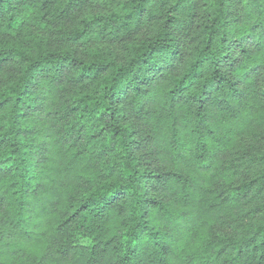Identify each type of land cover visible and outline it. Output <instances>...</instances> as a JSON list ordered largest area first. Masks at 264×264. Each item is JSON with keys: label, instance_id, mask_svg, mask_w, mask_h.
Instances as JSON below:
<instances>
[{"label": "trees", "instance_id": "obj_1", "mask_svg": "<svg viewBox=\"0 0 264 264\" xmlns=\"http://www.w3.org/2000/svg\"><path fill=\"white\" fill-rule=\"evenodd\" d=\"M85 3L0 0V223L7 222L28 243L44 226L37 217L54 215L55 231L44 242L53 249L49 264H264V157L246 160L232 145L220 149L225 163L218 170H200L204 193L200 176L187 185L193 197L206 195V220L163 224L152 187L160 174L131 153L122 187L132 196L118 207H102V188L110 183L103 179L101 187L83 185L75 198L59 191L54 178L65 156L86 155L87 145L101 138L103 147L131 134L119 109L152 66L176 51L173 31L184 26L183 21L173 25L172 16L165 19L162 0H110L111 7H100L103 15L84 11ZM191 6L195 51L167 70L176 82L169 101L180 86L199 106L209 92L213 100L222 98L221 69L264 49V19L237 35L247 28L235 27L247 19L237 14L240 0H193ZM187 7V0H177L169 12ZM110 30L129 37L115 62L107 51ZM91 34L100 42H91ZM66 65L79 73L77 90L53 109L37 86L36 70L56 79ZM88 70L95 73L90 80ZM227 91L231 95L234 89ZM206 244L214 245L211 252Z\"/></svg>", "mask_w": 264, "mask_h": 264}, {"label": "clouds", "instance_id": "obj_2", "mask_svg": "<svg viewBox=\"0 0 264 264\" xmlns=\"http://www.w3.org/2000/svg\"><path fill=\"white\" fill-rule=\"evenodd\" d=\"M162 2L163 8L160 10L165 19L172 16L175 18L173 25L176 21H183L184 26L182 30L177 26L173 31L176 51L167 52L166 59L152 66L147 79L141 78V82H138V91L130 90V98L124 100L119 109L131 134L125 136L123 142L113 139L103 147V138L94 141L87 145L86 155L68 154L62 162V171L54 180L66 198L77 197L83 185L101 187V179L110 181L102 188L105 192L102 207L111 208L114 204L118 207L117 202L125 203L132 196V193L126 196L122 187L127 183L122 169L130 161L131 153V158L139 164L149 165L153 172L160 174L152 185L156 189L153 193L154 203L160 205L157 215L162 223L171 227L173 224L187 223L194 217L208 219L204 205L206 195L193 197L188 193L187 185L200 176L201 180L197 183L201 185L200 191L205 192V181L200 170L216 171L225 163L224 159H220L223 155L220 152L222 147L232 145L234 154H247L244 155L246 160L256 155L264 157V49L249 51L250 55L242 57L235 66L221 69L224 72L221 78L226 80L222 98L213 100L209 92L200 98L198 106L191 93L186 94L182 87L177 86L169 101V88L176 82L170 79L167 70L179 65L186 55L195 51L191 47L195 36L194 23L189 15L193 10V0H187L188 7L180 12H169L177 0ZM105 4L111 7L110 0H87L83 10L103 15L100 7ZM237 14L247 17L243 24L235 25L236 29L242 25L247 26L242 32L238 31L237 35H246L254 21L264 19V0H240ZM91 36V42H100L98 36ZM110 38L113 43L107 51L115 62L118 55H122L129 37L124 31L110 30ZM36 71L37 86L50 97L53 109L77 90L79 73L73 71L71 65H66L56 79H45L39 74V69ZM205 71H209V68ZM93 75L95 73L92 70L85 73L89 80ZM228 88L234 89L231 95L228 94ZM213 152L216 153L215 157ZM55 212L63 214L61 209ZM37 219L44 226L38 227L35 237L28 243L22 241L18 231L7 222L0 223V264H49L52 261L53 249L44 242L51 239L55 231L52 225L56 220L51 214ZM208 227L215 231L211 225ZM205 247L211 252L214 245L209 247L206 244ZM205 259L211 262L214 257L207 255Z\"/></svg>", "mask_w": 264, "mask_h": 264}]
</instances>
